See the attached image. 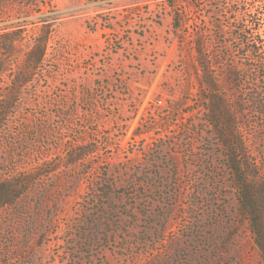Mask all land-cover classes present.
<instances>
[{
  "label": "rangeland",
  "instance_id": "1",
  "mask_svg": "<svg viewBox=\"0 0 264 264\" xmlns=\"http://www.w3.org/2000/svg\"><path fill=\"white\" fill-rule=\"evenodd\" d=\"M250 5L0 0V34L21 37L0 55V106L13 100L0 119V183L22 180L0 207V264H264L215 146L197 60L202 43L216 76L248 78L235 34ZM253 29L264 35V24ZM253 87L245 79L226 94L247 102ZM245 111L264 175V118Z\"/></svg>",
  "mask_w": 264,
  "mask_h": 264
},
{
  "label": "trees",
  "instance_id": "2",
  "mask_svg": "<svg viewBox=\"0 0 264 264\" xmlns=\"http://www.w3.org/2000/svg\"><path fill=\"white\" fill-rule=\"evenodd\" d=\"M259 5L249 6L242 13L241 10L232 11V14L241 13L242 21L246 22L243 28L238 29L235 38L240 44V51L252 68V72L246 78L240 69L229 73L219 71L217 76L212 71L215 66L213 59L204 49L202 43L198 49V65L202 71V84L204 85L205 101L209 117L217 130L225 162L231 168L233 182L238 190L241 214L249 220L251 231L256 246L261 252L264 262V175L258 165L248 154L247 144L243 134L246 124L244 122L245 106L250 103L253 110L264 118V35L261 29H253L258 23L264 24V0H258ZM21 41L19 32H5L0 34V55L11 56L15 51V44ZM45 41H38L37 45L28 53V71H34L44 56ZM4 54V55H3ZM225 56V55H224ZM1 58V56H0ZM224 59L217 61L220 67ZM221 64V65H220ZM224 68H221V70ZM8 71L7 67L0 62V76ZM248 79L254 87L250 91V98L235 99L226 94V90L236 88L239 90L242 83ZM13 82L24 85L28 79L20 73L13 78ZM13 100L6 101L5 106H0V119L7 116L12 109ZM22 180L0 183V207L12 203L20 194L17 191Z\"/></svg>",
  "mask_w": 264,
  "mask_h": 264
},
{
  "label": "built area",
  "instance_id": "3",
  "mask_svg": "<svg viewBox=\"0 0 264 264\" xmlns=\"http://www.w3.org/2000/svg\"><path fill=\"white\" fill-rule=\"evenodd\" d=\"M169 110H165V111H163V112H161V114L162 115H166V114H169ZM207 121H208V123L212 126V128L214 127V125H213V123H212V121H211V119H210V117H208L207 118ZM216 139H215V146H217L218 147V149L220 150V152H219V155H221V157H222V160H223V165H226V162H225V156H224V150H223V146L221 145V142H220V139H219V137L217 136V133H216ZM218 137V138H217ZM202 172V171H201Z\"/></svg>",
  "mask_w": 264,
  "mask_h": 264
}]
</instances>
